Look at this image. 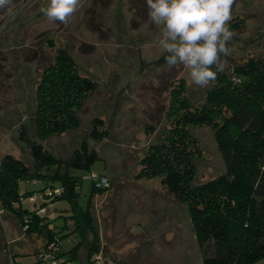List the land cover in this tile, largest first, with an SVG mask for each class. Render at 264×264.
Returning a JSON list of instances; mask_svg holds the SVG:
<instances>
[{"label": "rangeland", "instance_id": "374dc122", "mask_svg": "<svg viewBox=\"0 0 264 264\" xmlns=\"http://www.w3.org/2000/svg\"><path fill=\"white\" fill-rule=\"evenodd\" d=\"M46 3L12 0L0 9V160L11 154L33 166L32 143H40L55 158L68 159L86 140L100 158L89 170L74 171L80 176L78 203L87 204L90 172L110 180L108 188L90 199L99 245L127 264H203V257L212 253V241H197L186 203L167 190L160 176L138 174L148 145L169 127L171 88L182 82L184 94L197 105L215 81L201 88L191 82L182 65L167 67V53L158 44L159 28L148 19L146 0H81L67 25L40 12ZM230 27L235 35L229 42L232 51L225 74L249 58H264V0H236ZM59 48L72 57L81 75L95 82L96 89L78 111L76 129L41 139L33 122L35 88L43 67L54 60ZM95 118L103 121L98 127L104 132L100 139L89 135ZM188 128L198 147L192 184L225 174L215 127ZM43 186V181L19 182L20 191L36 195V204L41 202ZM50 203L56 215L53 225L67 251L79 239L68 216L69 203L65 199ZM21 206L30 209L32 203L25 200ZM34 236L21 231L13 212L0 210V264H10L9 254L19 262L30 260L23 253L40 243ZM86 237L94 241L91 233ZM86 254L87 247L82 246L73 263L81 264ZM252 264H264V259Z\"/></svg>", "mask_w": 264, "mask_h": 264}, {"label": "trees", "instance_id": "16d2710c", "mask_svg": "<svg viewBox=\"0 0 264 264\" xmlns=\"http://www.w3.org/2000/svg\"><path fill=\"white\" fill-rule=\"evenodd\" d=\"M95 89V82L81 75L72 57L59 48L54 60L43 67L35 88L33 122L38 137L46 139L76 129L78 111ZM166 117L169 127L157 142L148 145L138 175L160 176L167 190L186 203L197 241H212V253L203 257V264H252L264 259V58H249L228 74L219 73L197 105L184 94L182 82L174 86ZM102 122L93 119L92 138L103 137L104 132L98 130ZM201 124L215 127L226 173L192 184L198 147L188 127ZM30 153L33 166L11 154L0 160V210L13 212L23 233L41 239L32 251L23 253L30 255V260L19 262L9 254L10 264H47L38 254L74 264L82 246L87 247V256L81 264H91V255L97 252L110 256L97 242L98 230L90 210L92 195L108 188L109 178L99 174L109 180L108 187H96L92 182L86 206L77 200L80 176L74 171L89 170L100 158L97 152L82 140L68 159L55 158L40 143H32ZM21 180L44 182L40 204L31 191H20ZM54 199L68 201V216L79 237L67 251L53 225L56 215L50 201ZM25 200L32 203L30 209L21 206ZM40 208L44 211L38 212ZM88 233L93 235L91 243ZM51 242L55 249L48 247Z\"/></svg>", "mask_w": 264, "mask_h": 264}, {"label": "clouds", "instance_id": "9594fccd", "mask_svg": "<svg viewBox=\"0 0 264 264\" xmlns=\"http://www.w3.org/2000/svg\"><path fill=\"white\" fill-rule=\"evenodd\" d=\"M12 0H0V9ZM150 22L159 28V46L167 53L169 69L182 65L191 82L211 86L227 67L236 0H146ZM81 7V0H47L40 12L50 21L67 25Z\"/></svg>", "mask_w": 264, "mask_h": 264}, {"label": "built area", "instance_id": "2783aa9c", "mask_svg": "<svg viewBox=\"0 0 264 264\" xmlns=\"http://www.w3.org/2000/svg\"><path fill=\"white\" fill-rule=\"evenodd\" d=\"M87 177H89L92 180L93 184L96 187H107L109 185V180L105 176H101L97 173L90 172L87 175ZM56 191H58V190H56ZM42 211H44V208H40L38 210V212H42ZM48 247L53 249L55 247L54 243L51 242L48 245ZM38 255L43 260H47V264H61L59 260H55V258H53V255H51V256H46V254H38ZM91 258H92L91 264H123L118 260L112 259L110 256H103L102 252H97V253L92 254ZM41 264H45V262L42 261ZM68 264H72V263L69 262Z\"/></svg>", "mask_w": 264, "mask_h": 264}]
</instances>
